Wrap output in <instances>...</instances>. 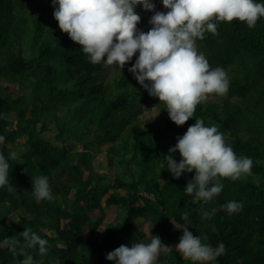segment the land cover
Segmentation results:
<instances>
[{"label": "trees", "instance_id": "16d2710c", "mask_svg": "<svg viewBox=\"0 0 264 264\" xmlns=\"http://www.w3.org/2000/svg\"><path fill=\"white\" fill-rule=\"evenodd\" d=\"M153 2L156 11H165L161 0ZM141 8L136 7L139 15ZM53 11L52 0H0V135L6 138L0 152L6 158L11 151L19 154L17 160L8 159L15 191L0 188V241L30 227L49 241L46 257L29 250L38 262L114 264L106 259L109 252L148 243L153 235L170 247L156 264H191L175 249L187 227L204 243L224 244L225 252L211 264H264V18L251 29L238 20L222 22L218 35L206 33L197 41L210 65L227 71L230 86L226 95L202 102L193 118L177 126L165 105L128 71L132 64L123 69L92 64L81 46L61 32ZM147 14L140 30L151 27L153 12ZM2 79L27 82L31 90L14 94ZM153 107L160 119L140 117ZM195 118L217 126L237 156L253 160L250 175L223 179L221 193L209 203L184 191L194 172L176 179L166 168L169 149ZM50 123L58 139H72L82 150L44 138ZM23 137L19 150L15 144ZM106 145L114 175L95 166ZM173 158L179 162V152ZM40 175L49 179L51 201L33 196L31 178ZM230 201L242 203L243 209L231 215L220 210ZM111 208L123 212L108 220ZM214 208V215L202 218L203 211ZM140 218L149 225L144 227ZM18 259L0 249V264Z\"/></svg>", "mask_w": 264, "mask_h": 264}, {"label": "clouds", "instance_id": "9594fccd", "mask_svg": "<svg viewBox=\"0 0 264 264\" xmlns=\"http://www.w3.org/2000/svg\"><path fill=\"white\" fill-rule=\"evenodd\" d=\"M161 2L165 11H156L153 0H52V6L61 32L81 46L92 64L123 69L135 56V63L128 71L151 97L165 105L170 120L183 126L194 117L197 106L206 101L209 94L224 96L230 86L227 71L219 66L213 68L199 51L197 41L203 40L206 33L218 35V25L222 22L238 20L249 29L254 28L258 20L264 18V3L257 0ZM137 5L153 12L147 31L138 27L141 16L136 11ZM195 121L169 149L166 168L176 179L194 172L184 191L209 203L221 193L223 179L235 181L250 175L253 160L237 156L217 126H206L199 118ZM5 139L0 135V144ZM176 152L180 155L179 162L173 158ZM8 159H19L18 152L11 151L8 158L0 152V188L7 187L12 192L15 187L10 183ZM31 183L38 202L54 199L47 176L32 177ZM242 209L243 204L237 201L220 206V210L229 215ZM217 210L203 211L202 218H210ZM182 219L187 221V212ZM182 232L175 249L191 264H211L225 252L223 243L213 247L200 236H194L187 227ZM169 248L158 236L152 235L148 243L136 242L130 247L115 248L106 259L114 264H156L161 251L167 252ZM0 249L10 251L13 257H22L17 264H44L43 259L39 262L34 259L29 250H37L39 257H46L49 241L28 227L19 236L0 241Z\"/></svg>", "mask_w": 264, "mask_h": 264}, {"label": "rangeland", "instance_id": "374dc122", "mask_svg": "<svg viewBox=\"0 0 264 264\" xmlns=\"http://www.w3.org/2000/svg\"><path fill=\"white\" fill-rule=\"evenodd\" d=\"M140 16H141V22L146 21L147 16H148L147 11H145L143 8H141L140 9ZM137 55H138V53H137ZM135 59H136V57L134 56L133 59L128 63L134 64ZM1 83L8 86L10 88V91L14 94H23L25 92L29 93L31 90V86L27 82L23 84V83H20L14 79H9V80L8 79H2ZM217 97H221V96L209 94V97L207 100L217 98ZM140 117L144 120H153L155 118L160 119L162 117V114L157 108L153 107L152 109L145 111V113L143 115H141ZM11 119H14V117H11ZM15 122L16 121H14V125H15ZM14 125H13V127H14ZM43 136H44V138L50 140L51 142H53L54 144H56L59 147L67 146L68 148L72 147L74 150H82V146L79 143H76L72 139H68L67 142H63L60 139H58L57 138V129H56V126L54 123H50V130L45 132L43 134ZM25 141H26V138H24V137L21 139H18L16 144H15V147L18 148L19 150H22L23 144ZM108 146L109 145H106L105 147H103L102 152H100L96 155L95 162L97 161V163L95 166L100 173L114 175V169L107 164V159H106L105 154H104L105 150L108 148ZM122 212H123V209H118V208H111V209L107 210L108 220L116 219V217L119 214H121ZM10 217H11L10 214L6 215L7 219H10ZM137 221L139 223L140 222L144 223V225H145L144 227H147L149 225L147 223V221H145L144 219L140 218Z\"/></svg>", "mask_w": 264, "mask_h": 264}]
</instances>
